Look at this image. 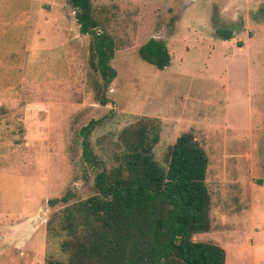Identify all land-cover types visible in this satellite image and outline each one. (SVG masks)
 I'll use <instances>...</instances> for the list:
<instances>
[{"label": "rangeland", "instance_id": "rangeland-1", "mask_svg": "<svg viewBox=\"0 0 264 264\" xmlns=\"http://www.w3.org/2000/svg\"><path fill=\"white\" fill-rule=\"evenodd\" d=\"M92 3L114 41L104 105L90 36L67 1L0 0V264H44L58 252L45 221L64 204L47 200L92 195L121 131L143 119L162 168L182 133L206 153L210 229L193 240L220 246L223 264H264V0ZM150 38L166 44L168 66L138 54Z\"/></svg>", "mask_w": 264, "mask_h": 264}, {"label": "trees", "instance_id": "trees-1", "mask_svg": "<svg viewBox=\"0 0 264 264\" xmlns=\"http://www.w3.org/2000/svg\"><path fill=\"white\" fill-rule=\"evenodd\" d=\"M74 10L79 33L89 35L93 64L102 82L97 99L107 103L106 90L115 76L109 66L114 41L94 16L92 0H66ZM264 12V6L260 8ZM225 39L230 32L220 29ZM140 57L158 69L170 64L163 40L150 38L139 46ZM90 125L80 130L82 137ZM120 150L112 163L95 173V192L73 200L67 190L47 204L64 206L45 221L49 253L44 264H223V249L195 241V233L210 229V195L205 184L207 157L191 133H182L169 147L167 167L152 157L158 135L151 121L125 127ZM82 157L93 165L89 143L83 139Z\"/></svg>", "mask_w": 264, "mask_h": 264}]
</instances>
